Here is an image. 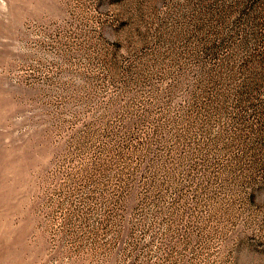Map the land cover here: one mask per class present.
I'll list each match as a JSON object with an SVG mask.
<instances>
[{"label":"rangeland","instance_id":"obj_1","mask_svg":"<svg viewBox=\"0 0 264 264\" xmlns=\"http://www.w3.org/2000/svg\"><path fill=\"white\" fill-rule=\"evenodd\" d=\"M0 264H264V0H0Z\"/></svg>","mask_w":264,"mask_h":264}]
</instances>
